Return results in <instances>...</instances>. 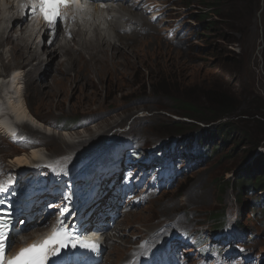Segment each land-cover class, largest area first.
<instances>
[{"label":"rangeland","instance_id":"374dc122","mask_svg":"<svg viewBox=\"0 0 264 264\" xmlns=\"http://www.w3.org/2000/svg\"><path fill=\"white\" fill-rule=\"evenodd\" d=\"M152 1L160 5L143 12L122 2L116 9L111 8L112 11L104 10L99 19L96 14L92 15L95 25L101 22L99 32L108 42L116 41L109 16L119 9V13H127L123 20L131 19L127 26L145 25L142 27L144 32L140 30L142 35L138 38L136 52L130 46L124 47V52L106 50L105 55L111 61H117L123 70L119 80H114L108 73L95 74L90 76L91 86L76 79L64 86L61 96L55 94L54 98H43L42 91H47L52 76L55 80L62 79L55 70L62 61V49L51 58L47 49L46 53L39 49L40 55L37 54L30 63H22L21 70H33L28 76L29 81L36 79L37 82L27 88L28 108L38 118L40 131L48 129L53 138L29 136L21 131L24 142L18 146L0 134V175L7 176L13 171L8 162L16 158V153H28L32 147L44 156L54 152L52 160L55 161L50 166L74 175L88 164L101 165V159L118 158L120 144H125L120 158L122 171L117 175L116 183L122 174L133 181L142 177L143 182L132 190L131 198L138 202L142 197L145 199L124 214L121 211L114 227L106 230L105 235L111 239L103 244L100 264H120L134 251L137 252L131 264H139L146 253L139 252L142 248L138 246L140 240H150L148 245L154 248L162 243L167 233L190 236L191 247L179 250L186 264H264V210L260 208L264 204V198L261 199L264 191L241 192L237 185L231 184L239 173L250 168H254L250 172L253 175L264 173V0H218L210 11L202 5L211 0ZM145 4L150 1L146 0ZM123 6L135 12L123 10ZM96 8L92 7L95 13L99 12ZM211 22L213 24L208 28L207 24ZM15 25V22L10 24V31L16 28ZM86 34V38H90L92 31ZM70 41L68 43L74 45L78 38ZM39 45L41 47L42 43ZM14 62L17 60L10 61L4 52L0 72L10 76L17 69ZM67 73L66 76L72 78L80 76H73L72 71ZM84 94L89 95V100H84ZM174 97L214 108L220 106L219 101L232 105V112L216 121L234 124L231 138L216 154L210 155L193 143V153L199 151L207 156L188 164L184 154H179L176 149L172 153L171 147L164 146L167 142L173 146L175 141L176 146L181 144V149L189 147L186 139L179 140L177 130L181 126L173 124L176 120H186L184 128L188 136L185 138L189 140L200 136L201 127L215 124L197 122V128L196 124L190 123L192 120L178 116ZM72 119L75 120L71 125L65 123ZM85 121L89 123L85 125ZM111 122H116L117 126L81 144L82 147L67 146L66 139L78 138L73 142L85 139L89 132L99 131L95 126ZM244 132L248 135L243 137ZM209 142L210 146L219 143L217 140ZM149 150L158 156V161L151 158L153 155ZM130 153L140 157L139 162L134 155L126 162ZM166 161L169 166L165 165ZM50 166L47 169L49 178ZM166 169L170 173L167 180L164 179ZM12 173L16 176V172ZM41 176L45 180L46 172ZM238 193H242L241 202ZM260 199L263 202L254 208L255 201ZM215 212H222L224 227L217 235L218 239L212 241L209 230L215 223L212 218ZM30 225L23 231L22 238L35 234L28 233L34 231L29 229ZM19 238L15 239L16 244ZM198 243L200 249L205 250L203 256H199L194 248Z\"/></svg>","mask_w":264,"mask_h":264},{"label":"bare ground","instance_id":"6f19581e","mask_svg":"<svg viewBox=\"0 0 264 264\" xmlns=\"http://www.w3.org/2000/svg\"><path fill=\"white\" fill-rule=\"evenodd\" d=\"M142 2L140 3L133 2L132 6L138 5L141 7ZM123 7L124 9L123 8L122 9L129 13L135 12V11L127 10L126 6H123ZM13 9H14V5H11L9 1H5L3 2V4H0V63L4 58V52L7 53V57L10 61L17 60V62H14L15 63L14 65L17 66V69L13 71V73L10 76H7L5 75V73L0 72V134L7 138L6 129L8 128L9 125H12L19 131V134L21 131H24L26 132V135H29V136L38 135V136H43V138H46L47 136H52V135L49 134L48 129L46 130V132L40 131V127L37 125L38 118L32 115V112L28 108V104H27L28 102L27 101V93H28L27 88H29L32 84L37 85L36 84L37 82H36V79L32 82L29 81L28 76L30 75V71L33 73V70H30V69L21 70L22 68L20 66L22 65V63L23 64L28 63V62L30 63L37 54L40 55L41 52L39 51V49H43L42 50L43 53L44 52L46 53L48 51V55L50 58L56 54H59L60 49H62L61 50L63 52L62 61L60 62L59 66H56L57 65L56 64L55 65L56 68L54 67L57 75L59 76L58 78H62V79L55 80L54 79L55 77L52 76L53 78L52 83L47 84L48 85L47 91H44V92L42 91L43 98H54L55 94L57 96L59 95L61 96V94L65 90L64 86L67 85L69 82L71 84V82L74 80L76 81V79H79L80 81L85 82L86 85L91 86V84L89 83V79H90V76H93L95 74L100 76L101 73H108V75L112 76L114 80H119L121 75H123L122 74L123 70L120 68L117 61H111L110 57L105 55L106 50L122 51L124 47L126 48L130 46L135 51V49L137 48L136 44L139 42L138 38L139 36L142 35L141 32H144V29L142 27L145 25L144 23H141V25L138 27L127 26V25H130L129 23H131V19L126 18L123 20L124 15H126L127 13L126 12H125L126 14L124 12L119 13L121 11L119 9V11L116 12L115 14L113 15L111 14L112 19L110 22V26L115 32L114 36L116 38V41L108 42L106 41L107 39L105 38V36H101L102 34H100L99 32V24H101V22H99L98 25H95L96 24L94 23L95 20H93L92 18V15L96 14V17L99 19L100 13H102L104 10H100L96 8L95 11H97L98 9L99 12L95 13L91 7V11L89 15L87 17L84 16L80 19L82 22H85L84 26H80L75 31L74 37L71 39L72 41L74 38L76 37L78 38V41L74 43V45H72L71 43H68V41H65L62 39L59 40V39L54 38L48 47L45 44V40L47 38L45 31H43L40 35H33L32 30L29 29L30 27L26 24V22H24V17H21L19 15L15 17H11V13L13 12ZM112 10L114 9H111V11ZM131 14H134V13H131ZM131 14L129 17H131ZM140 16L143 17L141 14ZM13 22L16 23V26H15L16 28L13 31H10L9 26ZM119 29L120 30L123 29V30L120 31ZM89 31L90 32L92 31V36L90 38H86L87 37L86 33ZM148 31L150 32V30ZM143 34H146V32ZM38 38H42L43 40L41 47L39 45L40 39L38 40ZM3 46H5L4 47L5 50L4 48L2 49ZM52 52H53V55H52ZM18 59H20L21 62ZM109 60L111 62L108 64ZM68 71H72L74 73L73 76L80 75L79 78L78 76L73 77V78L70 76H66V74H68L67 73ZM83 96H84L85 101L89 100L88 94H84ZM108 96L109 94L107 95V97ZM104 122H107V120H104ZM104 124H105L103 125L104 127L101 125L95 126V128H98L99 131L96 130L93 132H89L90 133L89 136H87L85 139H81L77 142H73V141L77 140L78 138L77 139L69 138L71 139V142L69 141V139H66L67 144H68L67 146L72 147L73 149H77L83 146L81 144L91 141L92 139H94L95 137L99 135L107 133L109 131V130L107 131L108 128L111 129L117 126L116 122H111V124L109 123H104ZM96 132L99 134L96 135L97 134ZM21 135H22V132H21ZM69 137L71 136L69 135ZM49 138H53V136ZM114 148L111 149V153L114 152ZM40 152L41 151L39 149L32 147L28 153L24 151L21 152L23 155L20 153H16L15 155L16 158L8 162V167L13 170L12 172H16V176H18V178H23V180H20L18 183L20 185L27 186L24 188V191H23L24 195L27 197H30V195L32 194V190L35 192L38 191L39 187L45 181L44 179L40 178L42 177L41 176L42 172L38 170L39 164L44 163L47 159H53L54 152L49 153L46 156L42 155ZM122 154H123V149L121 145L120 155ZM113 157L116 158L115 156ZM23 171H26L25 176H20L21 175L20 172H23ZM88 183H89V180H88ZM20 185H17V186L20 187ZM38 197H41V196L40 195L35 196L34 198H38ZM124 202L128 203L126 201ZM110 203L113 205H116V203H113V202H110ZM117 204L119 205V203ZM108 219L109 218H106L105 222H108L107 221ZM27 225H30V228L33 227L31 222H28ZM99 225H100L99 223H95V227L97 229ZM86 229H89V228L86 227L84 231ZM89 231H92V230H89ZM37 232H39L38 229L34 230L33 232L32 231L28 232V233H35V234H32L31 237L27 238L26 242H30L37 235ZM99 234L102 236L104 242L111 239V237L106 236L105 233H103V231L100 232ZM12 237H10V240ZM21 245L22 243L20 242H18L17 244L15 243L14 251L17 247H20ZM113 247L115 248L116 246H113ZM136 252L137 251H134L133 254H130L128 260H125L123 262L120 261L119 263L123 264L124 262L130 261V259L134 257ZM142 258H145V255Z\"/></svg>","mask_w":264,"mask_h":264},{"label":"trees","instance_id":"16d2710c","mask_svg":"<svg viewBox=\"0 0 264 264\" xmlns=\"http://www.w3.org/2000/svg\"><path fill=\"white\" fill-rule=\"evenodd\" d=\"M218 0H211L210 3H205L204 5H202L204 8H207L210 10H213V8H215L216 4L215 2H217ZM204 11V9H203ZM206 14V11L204 12ZM212 22L207 24V27H211L212 26ZM176 103H175V107L177 108V112L176 114L178 116L181 117H185L186 119H190L192 121H190V123L192 124H196V127L199 128V125L197 124V122H202V123H206V124H210V123H215L213 124V126H204L200 128V136L198 138H194L193 140H189V138H185L188 135H186V129L184 128V126L186 125L185 121H179L176 120L173 122L174 125H180L181 128H178L177 133L179 134V140L181 139L182 141H184L183 139H186L185 142L187 144H189V147L187 148H180V145L175 146L176 150L178 151L179 154H184L186 157V160L188 161V164L192 161H199L204 159L207 154L205 155L202 152H199L197 154L192 152V145L193 143H195L198 147H202L204 149V151H206L207 153H209L210 155L212 154H216L220 148L222 146L225 145V143L231 138L232 133H233V127L234 124H232V122L230 121H223V122H216L222 118H225L231 111V107L232 105L228 102L225 101H219L218 103L220 104V106L214 108L210 105L204 104V103H197L191 100H185V99H178L176 97H174ZM208 115V116H207ZM264 115V114H263ZM75 119L72 120H68L65 121V123H72ZM184 135V136H183ZM248 135L247 132H244V134L242 135L243 137ZM180 140V141H181ZM195 140V142H194ZM217 140L219 143H214L213 146H210L211 142L209 141H215ZM181 141V142H182ZM171 142H167L165 143V147H169V144ZM176 145V144H175ZM207 145V146H206ZM194 147V146H193ZM209 147V149H208ZM234 149H232L233 151ZM208 155V156H210ZM254 168H250L249 170H247L246 172H241L239 173L233 182H231L232 185H237V188L242 192H246L247 193H257V192H263L264 191V173L260 174H251V170H253ZM225 184V181H223ZM230 183V181H228ZM227 183V182H226ZM222 185V184H221ZM220 185V186H221ZM230 185V184H229ZM220 190L222 191L223 189L220 188ZM239 197V202H241V198L240 196L242 195V193H238ZM242 197V196H241ZM264 196H261V199L263 200ZM256 200L255 203L256 205L254 206V208L258 207L261 202H263L262 200ZM261 209L264 210V204L262 203L260 206ZM213 220H214V224L212 226V229L209 230V233L212 235H217L223 232V227H224V220H223V216H222V212H215L213 213Z\"/></svg>","mask_w":264,"mask_h":264},{"label":"snow or ice","instance_id":"6c2138e0","mask_svg":"<svg viewBox=\"0 0 264 264\" xmlns=\"http://www.w3.org/2000/svg\"><path fill=\"white\" fill-rule=\"evenodd\" d=\"M75 0H38L33 4V12L38 8L44 22L49 26H54L58 21L68 19L63 9L72 6ZM75 20V14L72 16ZM6 189L0 185V191ZM71 194L65 197L70 199ZM0 203H3L0 201ZM12 223V213L10 210L0 211V264H47L50 257L59 258L62 249H66L69 245L76 247L72 243L71 236L68 230L64 228L63 220H58L57 228L53 233L46 237L40 243H34L27 247H23L12 258L5 257L6 246L11 247L8 242L9 231ZM14 242V238L12 240ZM84 247L91 248L93 251L97 250L99 245L95 242H90L83 245Z\"/></svg>","mask_w":264,"mask_h":264},{"label":"clouds","instance_id":"9594fccd","mask_svg":"<svg viewBox=\"0 0 264 264\" xmlns=\"http://www.w3.org/2000/svg\"><path fill=\"white\" fill-rule=\"evenodd\" d=\"M159 4V3H158Z\"/></svg>","mask_w":264,"mask_h":264}]
</instances>
